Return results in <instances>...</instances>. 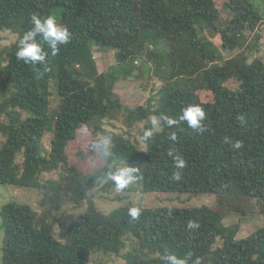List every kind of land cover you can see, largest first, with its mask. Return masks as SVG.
<instances>
[{
  "label": "trees",
  "instance_id": "16d2710c",
  "mask_svg": "<svg viewBox=\"0 0 264 264\" xmlns=\"http://www.w3.org/2000/svg\"><path fill=\"white\" fill-rule=\"evenodd\" d=\"M261 6L262 0H0V32L15 35L0 51V185L76 192L78 206L87 202L62 241L29 205L1 206V264H90L95 253L126 249V236L137 247L125 264H162L161 255L184 259L189 253L187 264H264V226L238 239L239 223L223 221L250 215L253 200L264 202V59L249 53L256 45L241 51L247 32L261 38ZM33 14L54 15L71 34L55 56L41 41L47 53L42 64L16 58ZM216 36L220 47L211 39ZM93 45L118 51L109 72H99ZM237 49L224 58V51ZM146 75L159 86L144 104L128 106L116 83ZM51 90L58 100L53 110ZM204 91L212 93L211 102L200 100ZM190 105L205 112L203 132L179 121ZM153 116L160 127L145 153L140 136L152 127ZM164 117L178 123L169 126ZM115 120L126 131L107 134L104 125L114 127ZM82 126L95 128L98 141L112 138L107 160L99 153L106 162L102 174L84 173L68 161L66 149ZM225 137L242 147L232 148ZM170 150L186 162L183 169L175 167ZM115 161L140 169L144 192L210 194L215 205L130 206L105 213L88 194L104 180L103 189L114 187L106 173ZM177 171L178 181L172 179ZM131 207L140 209L138 218L128 214Z\"/></svg>",
  "mask_w": 264,
  "mask_h": 264
},
{
  "label": "rangeland",
  "instance_id": "374dc122",
  "mask_svg": "<svg viewBox=\"0 0 264 264\" xmlns=\"http://www.w3.org/2000/svg\"><path fill=\"white\" fill-rule=\"evenodd\" d=\"M218 3V2H217ZM220 4V3H218ZM262 8H264V0H262ZM263 10V9H262ZM230 10H226L223 17L228 18ZM264 11V10H263ZM260 32V31H259ZM249 37L245 48L241 51H247L252 45H256L255 49H250L249 53L256 56H261L264 59V27L261 30V38L256 34L247 32L245 34ZM212 41L220 47L219 37H211ZM15 40V35L9 31L0 32V51L9 46ZM256 43V44H255ZM240 50L224 51V58H229L235 55ZM258 51V52H256ZM94 59L96 60L99 72L107 73L111 70V66L116 64V57L118 51L103 46H92ZM139 65L138 62L135 65ZM159 86L154 76L146 75L141 81L123 80L120 79L116 83V93L125 101L130 107L144 104L151 96L152 88ZM181 86V85H180ZM50 110L56 108L58 100L55 92L51 90ZM199 97L202 102H211L213 100L212 93L209 91L199 92ZM114 127L104 125V129L109 134L111 131L122 133L126 131V127L120 120L113 122ZM140 127V125L138 126ZM95 128L89 126H82L75 137L69 143L66 151L68 161L74 164L80 171L92 173H104L103 168L106 162L100 156L99 152L94 149V144L98 142V138L94 135ZM51 132L45 133L43 137V146L49 149ZM132 140L136 137V131L132 132ZM122 161H115L113 169L129 166L136 167L133 164H128ZM117 164V165H116ZM116 165V166H114ZM138 168V167H137ZM139 175V174H138ZM137 175L136 181L121 191H117L115 186L113 188L103 189L102 185L106 180L102 181L99 186L89 192V199L94 203L96 208L105 213L117 208H127L130 206L140 207H201L206 206L212 208L215 205V196L210 194L195 195L189 192H144L142 185L139 182ZM51 176H54L52 174ZM79 199L76 192L64 191L62 193H47L43 190L17 188L10 185H0V208L8 203L26 204L33 210H36L42 215V221L47 226L53 224V235L56 240L62 241L65 229L70 220L85 212L87 202L83 201L80 206L75 202ZM224 224H232L238 222L240 225L237 238H243L264 226V202L252 201V212L250 215L240 217L237 214H231L229 218H225ZM3 231L0 227V264H1V246H2ZM122 240V239H121ZM126 249H116L107 253H95L91 256L90 264H125L129 250L137 247V242L132 245L133 239L130 236L123 238Z\"/></svg>",
  "mask_w": 264,
  "mask_h": 264
},
{
  "label": "clouds",
  "instance_id": "9594fccd",
  "mask_svg": "<svg viewBox=\"0 0 264 264\" xmlns=\"http://www.w3.org/2000/svg\"><path fill=\"white\" fill-rule=\"evenodd\" d=\"M32 27L26 31L23 36L19 39L18 50L16 52V58L19 61H23L25 64H35L37 62L43 63L46 59L47 53L43 50L42 43H46L51 49V54L55 56L58 51V45H66L70 41V32L66 27L59 26L57 24V18L54 15H48L41 17L38 14H33L30 18ZM167 125L171 126L178 123L177 120H173L167 117L163 118ZM205 119V112L203 109L196 105H190L185 108L182 115L179 117V121H186L187 125L203 132L205 129L202 125V121ZM243 120V118H241ZM151 128H145L143 134L140 136L141 142L144 144L145 153L147 149V143L152 139L154 132L160 127V120L153 116L151 118ZM172 140L176 139L175 134L171 136ZM112 138L110 136H102L98 142L94 144V149L98 151L106 160L111 155ZM225 143H231L227 137H225ZM231 147L239 149L242 147L241 141L231 143ZM170 157H173L175 167L177 169H183L186 166V162L179 156H174L170 150L168 152ZM125 165V163H124ZM140 169L137 167L122 166L113 169L111 166L109 171L106 173V178L114 182L115 189L121 191L128 187L130 184L136 181L137 175ZM173 180H180L181 174L179 171L174 172L172 176ZM128 214L132 219L138 218L140 215V209L138 207L129 208ZM190 228L198 227L195 223H189ZM191 258V254L184 259L178 258L174 254H165L160 256L162 264H187L188 259ZM199 264V261H196Z\"/></svg>",
  "mask_w": 264,
  "mask_h": 264
}]
</instances>
